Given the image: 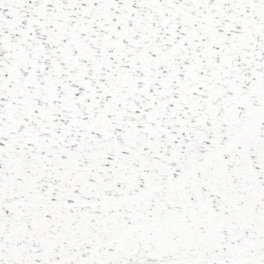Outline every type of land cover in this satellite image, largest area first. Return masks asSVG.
I'll return each mask as SVG.
<instances>
[{
    "label": "snow or ice",
    "instance_id": "1",
    "mask_svg": "<svg viewBox=\"0 0 264 264\" xmlns=\"http://www.w3.org/2000/svg\"><path fill=\"white\" fill-rule=\"evenodd\" d=\"M0 264H264V0H0Z\"/></svg>",
    "mask_w": 264,
    "mask_h": 264
}]
</instances>
